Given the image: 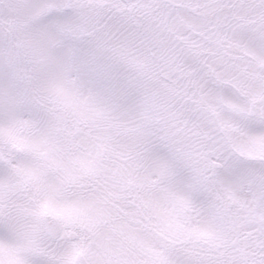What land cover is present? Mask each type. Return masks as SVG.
Instances as JSON below:
<instances>
[{"label": "snow or ice", "instance_id": "obj_1", "mask_svg": "<svg viewBox=\"0 0 264 264\" xmlns=\"http://www.w3.org/2000/svg\"><path fill=\"white\" fill-rule=\"evenodd\" d=\"M0 264H264V0H0Z\"/></svg>", "mask_w": 264, "mask_h": 264}]
</instances>
